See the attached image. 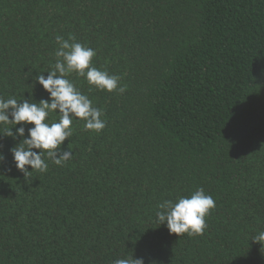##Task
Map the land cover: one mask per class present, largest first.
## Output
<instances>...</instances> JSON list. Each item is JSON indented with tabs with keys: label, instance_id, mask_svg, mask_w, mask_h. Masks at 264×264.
Listing matches in <instances>:
<instances>
[{
	"label": "trees",
	"instance_id": "obj_1",
	"mask_svg": "<svg viewBox=\"0 0 264 264\" xmlns=\"http://www.w3.org/2000/svg\"><path fill=\"white\" fill-rule=\"evenodd\" d=\"M70 34L126 89L70 74L106 127L74 118L72 158L44 173L15 167L0 125V264H264V0H0V97L48 99L35 76ZM198 187L202 235L158 225Z\"/></svg>",
	"mask_w": 264,
	"mask_h": 264
},
{
	"label": "clouds",
	"instance_id": "obj_2",
	"mask_svg": "<svg viewBox=\"0 0 264 264\" xmlns=\"http://www.w3.org/2000/svg\"><path fill=\"white\" fill-rule=\"evenodd\" d=\"M55 40L58 47L54 53V66L51 70H46V77L40 72L35 76V82L49 94L48 99L33 102L35 100L30 95L29 99L19 101L0 97V125H12L2 134L14 139L16 136L22 137V143H17L10 151L15 167L25 177L33 170L46 172V158L58 166H63L72 158V151L62 150L60 146L66 138L72 136L74 118L83 120L86 130L99 133L106 127V121L101 118L102 110L94 107L89 97L75 86L68 78L70 74L84 77L89 85L98 90L122 93L126 89V85H120L119 76L109 75L107 71L93 66L95 49L77 42L71 34L67 39L57 35ZM54 112H58L59 119L50 123L49 117ZM17 124L20 127L13 133L12 128ZM28 124L33 126L27 129L25 137V126ZM3 160L4 156L0 153V161ZM26 166H31V171ZM156 207L158 225L165 224L170 234L175 233L178 237L185 233L197 236L202 235L207 228L205 217L216 207V203L211 195L198 187L190 196L165 199ZM252 241H264V231L255 235ZM114 264H144V261L132 256L118 259Z\"/></svg>",
	"mask_w": 264,
	"mask_h": 264
}]
</instances>
